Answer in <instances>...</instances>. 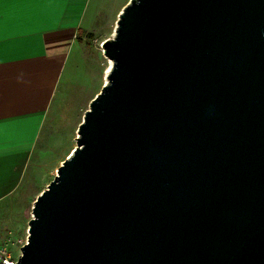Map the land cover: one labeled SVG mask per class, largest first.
<instances>
[{"label":"water","instance_id":"95a60500","mask_svg":"<svg viewBox=\"0 0 264 264\" xmlns=\"http://www.w3.org/2000/svg\"><path fill=\"white\" fill-rule=\"evenodd\" d=\"M17 264H264V0H131Z\"/></svg>","mask_w":264,"mask_h":264},{"label":"crops","instance_id":"0c3cea01","mask_svg":"<svg viewBox=\"0 0 264 264\" xmlns=\"http://www.w3.org/2000/svg\"><path fill=\"white\" fill-rule=\"evenodd\" d=\"M91 1L0 3V203L24 183Z\"/></svg>","mask_w":264,"mask_h":264},{"label":"rangeland","instance_id":"374dc122","mask_svg":"<svg viewBox=\"0 0 264 264\" xmlns=\"http://www.w3.org/2000/svg\"><path fill=\"white\" fill-rule=\"evenodd\" d=\"M130 2L91 1L86 32L71 55L66 79L45 122L24 183L15 195L0 203V245L11 240L20 250L26 244L35 201L73 154L85 114L107 84L110 60L104 55L103 44L114 38L119 16Z\"/></svg>","mask_w":264,"mask_h":264},{"label":"built area","instance_id":"2783aa9c","mask_svg":"<svg viewBox=\"0 0 264 264\" xmlns=\"http://www.w3.org/2000/svg\"><path fill=\"white\" fill-rule=\"evenodd\" d=\"M22 252L15 249L13 241H7L0 245V264H17Z\"/></svg>","mask_w":264,"mask_h":264},{"label":"snow or ice","instance_id":"6c2138e0","mask_svg":"<svg viewBox=\"0 0 264 264\" xmlns=\"http://www.w3.org/2000/svg\"><path fill=\"white\" fill-rule=\"evenodd\" d=\"M3 0H0V3H2ZM26 3H40L41 0H25Z\"/></svg>","mask_w":264,"mask_h":264},{"label":"bare ground","instance_id":"6f19581e","mask_svg":"<svg viewBox=\"0 0 264 264\" xmlns=\"http://www.w3.org/2000/svg\"><path fill=\"white\" fill-rule=\"evenodd\" d=\"M112 66H113V62H112V61H110V67L108 68L106 75H108V74H109V72H110V70H111ZM106 80H107V79H106Z\"/></svg>","mask_w":264,"mask_h":264},{"label":"trees","instance_id":"16d2710c","mask_svg":"<svg viewBox=\"0 0 264 264\" xmlns=\"http://www.w3.org/2000/svg\"><path fill=\"white\" fill-rule=\"evenodd\" d=\"M83 34H85V32H84V31H82V32H81V35H83Z\"/></svg>","mask_w":264,"mask_h":264}]
</instances>
